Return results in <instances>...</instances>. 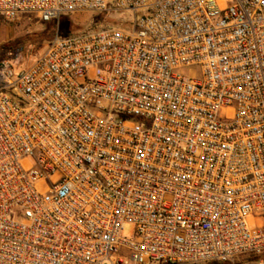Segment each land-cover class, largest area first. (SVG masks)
Returning <instances> with one entry per match:
<instances>
[{
  "label": "built area",
  "instance_id": "1",
  "mask_svg": "<svg viewBox=\"0 0 264 264\" xmlns=\"http://www.w3.org/2000/svg\"><path fill=\"white\" fill-rule=\"evenodd\" d=\"M124 12L0 70V264H264V0H0Z\"/></svg>",
  "mask_w": 264,
  "mask_h": 264
},
{
  "label": "rangeland",
  "instance_id": "2",
  "mask_svg": "<svg viewBox=\"0 0 264 264\" xmlns=\"http://www.w3.org/2000/svg\"><path fill=\"white\" fill-rule=\"evenodd\" d=\"M94 16L95 14L92 13H77L66 16L59 23H42L33 14L21 15L14 22H7L0 17V70L7 65L12 68L15 76H18L21 71L43 55L49 41L57 30H63L64 25L72 26L76 32L105 27L104 23L95 24ZM109 17L119 25L120 21L131 19L132 14L124 12ZM134 235L135 227L127 224L123 229L122 237L132 240Z\"/></svg>",
  "mask_w": 264,
  "mask_h": 264
},
{
  "label": "trees",
  "instance_id": "3",
  "mask_svg": "<svg viewBox=\"0 0 264 264\" xmlns=\"http://www.w3.org/2000/svg\"><path fill=\"white\" fill-rule=\"evenodd\" d=\"M1 17V16H0ZM2 18V17H1ZM65 17H63L60 21L64 20ZM95 19V20H94ZM94 22L95 24L104 23L105 26L113 27L117 26L118 23H116L113 19L109 17L108 14L102 13V14H95L94 16ZM62 31H59L60 34L63 36H69V35H75L80 34L84 32H76V30L72 29V26L66 27L65 25L62 27ZM87 32V31H85ZM258 260V257L256 256H250V257H242L238 260L239 264H247V263H253ZM207 264H224V263H218V262H209ZM227 264V263H226Z\"/></svg>",
  "mask_w": 264,
  "mask_h": 264
}]
</instances>
